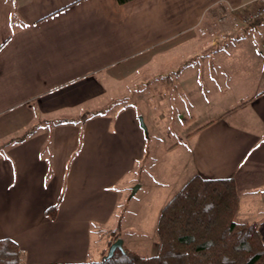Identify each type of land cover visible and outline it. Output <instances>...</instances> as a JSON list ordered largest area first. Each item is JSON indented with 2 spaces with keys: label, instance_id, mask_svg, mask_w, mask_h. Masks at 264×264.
Returning a JSON list of instances; mask_svg holds the SVG:
<instances>
[{
  "label": "crops",
  "instance_id": "0c3cea01",
  "mask_svg": "<svg viewBox=\"0 0 264 264\" xmlns=\"http://www.w3.org/2000/svg\"><path fill=\"white\" fill-rule=\"evenodd\" d=\"M251 1L0 0V238L14 240L26 264L82 262L107 247L111 235L93 245L95 228L113 221L134 184L147 136L133 106L98 110L121 86L146 85L157 57L177 49L209 93L228 99L173 150L184 148L190 177H233L238 218L264 221V63L251 55L264 23L233 13L215 22ZM88 104L85 121L69 114Z\"/></svg>",
  "mask_w": 264,
  "mask_h": 264
},
{
  "label": "rangeland",
  "instance_id": "374dc122",
  "mask_svg": "<svg viewBox=\"0 0 264 264\" xmlns=\"http://www.w3.org/2000/svg\"><path fill=\"white\" fill-rule=\"evenodd\" d=\"M252 1L249 3L250 7H246L245 10L253 7ZM242 11L241 7L230 6L216 14L215 22L221 23L233 13L243 24L240 19ZM255 32L260 41L264 30L257 29ZM258 40H256L257 46L251 50V55L260 57L264 63V42L260 44ZM211 50L220 52L221 48L217 46ZM246 51L247 49L241 48L240 53ZM249 52L250 50L245 55L248 56ZM221 57L222 55L218 56V58ZM138 59L133 62H137ZM158 60H160L161 68L156 71V74L153 70L145 69L144 73L143 70L141 71L145 77H151L154 73L155 78L149 80L146 85H140L133 90L128 88L134 83L121 86L123 88L119 91H124V93L107 95L106 104L98 110L108 112L116 105L133 106L147 127L145 132L147 147L146 158L141 163V169L138 164L134 171V184H129L127 192L123 194L122 201L114 212L113 221L104 224L103 227L95 228L98 230L93 235L96 239L92 237L93 245L105 246L106 236L114 228L121 233L125 244L137 253L149 255L157 251L159 239L156 227L159 214L169 200L191 178L189 171L186 172L184 167L192 168L190 165H185L187 154L184 148L180 147L185 143L187 134L202 124H207L208 120L223 115L224 108H227L225 100L227 101L228 97H224L225 94L221 96L213 92L209 93L202 86L204 80L198 77L200 70L194 73V64H197L194 59L184 60V54L177 49L158 56ZM130 66L134 68L137 63H132ZM197 67L200 69V66ZM219 99L223 104L216 102ZM92 109L94 106L88 104L86 108L79 107L77 111L69 114L73 117L84 113L91 115L93 114ZM178 143L180 147L173 150L172 146ZM183 146L187 148L186 145ZM237 220L242 221L238 216ZM256 220L259 221V219ZM259 224L264 236V221ZM99 258L100 255H96L90 249L87 260Z\"/></svg>",
  "mask_w": 264,
  "mask_h": 264
},
{
  "label": "trees",
  "instance_id": "16d2710c",
  "mask_svg": "<svg viewBox=\"0 0 264 264\" xmlns=\"http://www.w3.org/2000/svg\"><path fill=\"white\" fill-rule=\"evenodd\" d=\"M88 117L84 113L78 120ZM240 203L233 177L196 174L162 208L155 253L142 255L124 243V251L116 249L112 257L104 258L110 245L121 237L114 229L99 259L62 264H264L260 224L237 220ZM58 206L48 212L56 213ZM0 264H26L25 252L8 237L0 238Z\"/></svg>",
  "mask_w": 264,
  "mask_h": 264
},
{
  "label": "built area",
  "instance_id": "2783aa9c",
  "mask_svg": "<svg viewBox=\"0 0 264 264\" xmlns=\"http://www.w3.org/2000/svg\"><path fill=\"white\" fill-rule=\"evenodd\" d=\"M253 7L244 10L240 19L243 25L263 21L264 23V0H253ZM264 45V44H263Z\"/></svg>",
  "mask_w": 264,
  "mask_h": 264
},
{
  "label": "water",
  "instance_id": "95a60500",
  "mask_svg": "<svg viewBox=\"0 0 264 264\" xmlns=\"http://www.w3.org/2000/svg\"><path fill=\"white\" fill-rule=\"evenodd\" d=\"M140 126L143 128V130L146 132L147 127L144 123V120L142 117L139 118ZM116 249H120L121 251H124V239L121 237L117 238L109 247L107 255L104 256V258H110L113 256Z\"/></svg>",
  "mask_w": 264,
  "mask_h": 264
}]
</instances>
